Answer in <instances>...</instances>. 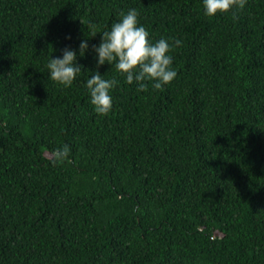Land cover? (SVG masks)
<instances>
[{"label": "trees", "instance_id": "16d2710c", "mask_svg": "<svg viewBox=\"0 0 264 264\" xmlns=\"http://www.w3.org/2000/svg\"><path fill=\"white\" fill-rule=\"evenodd\" d=\"M133 8L153 43L182 41L177 76L137 91L106 62L119 84L100 116L91 46ZM204 13L203 0H0V264H264V0ZM65 48L83 66L67 88L46 67Z\"/></svg>", "mask_w": 264, "mask_h": 264}, {"label": "clouds", "instance_id": "9594fccd", "mask_svg": "<svg viewBox=\"0 0 264 264\" xmlns=\"http://www.w3.org/2000/svg\"><path fill=\"white\" fill-rule=\"evenodd\" d=\"M247 0H203L205 15L214 17L225 14L235 8L244 9ZM94 37L98 32L94 25H89ZM102 33L101 43L91 47L97 53V70L87 79L86 87L90 92L91 104L100 116H107L113 109L111 91L117 87V79H105L99 72V66L106 62L125 78L127 84L135 83L137 91H148L147 81H151L154 90H162L177 76L172 67L173 57L170 53L175 47H180L182 41L175 39L170 42L161 38L152 42L150 34L140 25L139 12L129 9L120 13V19L114 22L110 30ZM70 38V37H69ZM89 49L87 40L81 41L79 55L84 56ZM62 58L51 56L46 67L50 73L49 79L67 88L70 87L81 73L83 66L78 63L77 52L70 48L62 50ZM111 67V68H112ZM70 147L67 144L54 149L52 164H63L68 161Z\"/></svg>", "mask_w": 264, "mask_h": 264}]
</instances>
